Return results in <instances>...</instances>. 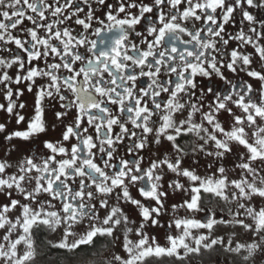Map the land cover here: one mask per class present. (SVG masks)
<instances>
[{"label":"snow or ice","instance_id":"snow-or-ice-1","mask_svg":"<svg viewBox=\"0 0 264 264\" xmlns=\"http://www.w3.org/2000/svg\"><path fill=\"white\" fill-rule=\"evenodd\" d=\"M0 101V264H264V0H0Z\"/></svg>","mask_w":264,"mask_h":264},{"label":"flooded vegetation","instance_id":"flooded-vegetation-1","mask_svg":"<svg viewBox=\"0 0 264 264\" xmlns=\"http://www.w3.org/2000/svg\"><path fill=\"white\" fill-rule=\"evenodd\" d=\"M237 30V27L235 25H229L227 28V31L232 33L235 32ZM184 39H187V37H183ZM248 51H252L251 48L248 49ZM255 66V65H254ZM13 72L15 71V69L12 70ZM230 78L232 79H236L235 76L229 74ZM240 78L243 79H250L247 76H245L243 73H240ZM251 83H253L254 87H259V82L255 81V80H250ZM139 83H143V81H140ZM200 83L203 85H208L210 83H218L216 81H207V80H200ZM22 101L26 104V108L23 110V114L28 117L32 114L33 111V103H34V93H29L27 92V90L25 89V94L24 96L21 98ZM2 102V101H0ZM71 118V116L69 117ZM219 118L222 121H227L229 120V116L227 113H221ZM5 119H7L6 114L0 112V122H3ZM49 119H51V116L49 115ZM118 131V129H117ZM48 135L50 137L53 138H59V132L58 131H52L51 129L49 130ZM187 139V137L185 138ZM22 143V147L26 145V142H21ZM36 145H31L32 150H35ZM242 150V149H241ZM121 152H123V149H121ZM3 152L0 151V156H3ZM148 154H146L147 156ZM196 160H198V164L194 165L193 164V159L191 157L186 158L185 160V166H189V165H193L195 167L198 168V171L201 174H204L206 171V165L208 163V159L203 157V156H197L195 158ZM229 168H231V164L228 165ZM169 179V177H165V180ZM166 187V185H165ZM133 196L139 198L138 193L136 191L135 188L131 189ZM186 198V194L184 193H180V192H176V193H172L169 190V197L166 201V205L169 207L172 204H179L182 202L183 199ZM3 198L0 197V200H2ZM202 200L204 205H206L207 207L213 208L214 210H216L217 215H227V208L229 207L228 205H226L223 201L218 200L217 198L213 197L211 194L208 193H202ZM234 208V206H233ZM128 210V209H126ZM179 215H184V210L181 209L178 213ZM168 215H171V212L169 211ZM168 215H166L164 217V221H166L168 219ZM198 217H202L203 213H197L196 214ZM162 221V222H164ZM154 235H156L158 238L161 239V241H163V229H156L153 231ZM218 234H224L223 231L221 230L220 232H218ZM47 232L45 233H41L37 240H36V246H37V252H38V256L41 257H50L53 256L50 254L49 256V252H52L53 250H56L58 252H66V250H62V249H55L52 248L51 245H49L47 243V241H49V239L47 238ZM53 243H55L53 240H51ZM109 253H119L121 255H124L122 249L119 247V243L117 242L115 245L113 244H109V242L107 240L101 239L97 242V244L90 249L89 254L87 257H92V258H101L104 260V258L106 256L109 255ZM73 253H68L66 252L65 254H62L64 256H71ZM51 259H53L52 257H50ZM58 259V258H57ZM159 261H162L163 264H167V259L168 258H156ZM197 259H202L203 264H217V259H219V264H231V256L220 252L217 253L216 251H211V252H203L202 257H198Z\"/></svg>","mask_w":264,"mask_h":264},{"label":"rangeland","instance_id":"rangeland-1","mask_svg":"<svg viewBox=\"0 0 264 264\" xmlns=\"http://www.w3.org/2000/svg\"><path fill=\"white\" fill-rule=\"evenodd\" d=\"M237 231H240L237 229ZM58 233H47V238L49 240H53L54 242H57L58 240ZM53 255V256H50ZM55 253L49 252V256L52 257H41L38 256V264H79V261L81 259L80 253H73L71 256H54ZM58 258V259H57ZM89 261H92L93 264H104V260L101 258H92V257H87Z\"/></svg>","mask_w":264,"mask_h":264},{"label":"trees","instance_id":"trees-1","mask_svg":"<svg viewBox=\"0 0 264 264\" xmlns=\"http://www.w3.org/2000/svg\"><path fill=\"white\" fill-rule=\"evenodd\" d=\"M53 253H55V255L54 256H64V255H62V254H65L66 252H64V253H60V252H58V251H56V250H53L52 251Z\"/></svg>","mask_w":264,"mask_h":264}]
</instances>
